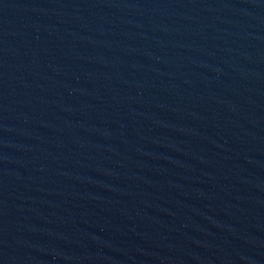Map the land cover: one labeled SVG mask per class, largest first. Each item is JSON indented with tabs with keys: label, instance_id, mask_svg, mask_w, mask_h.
Wrapping results in <instances>:
<instances>
[{
	"label": "water",
	"instance_id": "95a60500",
	"mask_svg": "<svg viewBox=\"0 0 264 264\" xmlns=\"http://www.w3.org/2000/svg\"><path fill=\"white\" fill-rule=\"evenodd\" d=\"M0 264H264V0H0Z\"/></svg>",
	"mask_w": 264,
	"mask_h": 264
}]
</instances>
